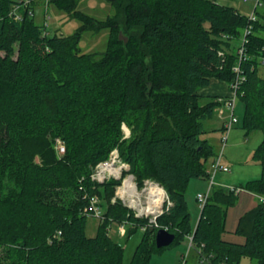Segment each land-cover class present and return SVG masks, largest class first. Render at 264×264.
Wrapping results in <instances>:
<instances>
[{
	"label": "trees",
	"instance_id": "trees-1",
	"mask_svg": "<svg viewBox=\"0 0 264 264\" xmlns=\"http://www.w3.org/2000/svg\"><path fill=\"white\" fill-rule=\"evenodd\" d=\"M39 1L0 0V264H124L125 249L109 234L113 223H130L131 234L146 227L130 264H151L166 249L156 245L160 229L176 236L173 244L193 236V248L212 264H264L263 203L239 218L245 242L235 243L224 233L239 194L213 183L196 225L186 198L192 180L211 179L221 153L202 136L222 97L202 91L218 80L230 95L239 65L243 129L262 133L253 155L262 175L236 188L264 196V0L255 22L219 0H107L116 13L106 20L79 11L78 0H50L82 22L68 37L36 23ZM103 29L106 52L81 53L83 34ZM116 149L140 188L153 181L166 190L158 226L114 202L125 176L92 179ZM94 196L103 218L90 238Z\"/></svg>",
	"mask_w": 264,
	"mask_h": 264
},
{
	"label": "rangeland",
	"instance_id": "rangeland-1",
	"mask_svg": "<svg viewBox=\"0 0 264 264\" xmlns=\"http://www.w3.org/2000/svg\"><path fill=\"white\" fill-rule=\"evenodd\" d=\"M16 1L22 2L24 0ZM253 1L254 0H250L249 3ZM221 3L230 5L227 2ZM78 10L98 20H106L109 17H113L116 13L112 4L107 0H78ZM35 13L36 23L43 26L46 34L49 36L58 35L68 37L76 33L82 26V22L71 17L66 11L58 9L54 4L50 3V0H40L35 6ZM109 36L110 31L108 29H103L99 32L86 31L80 42L81 53L96 54L100 57L101 54L105 53L107 50ZM259 74L264 78V65L260 67ZM206 101L207 100H203L201 103L205 104ZM218 113L219 111L216 109L213 118L205 121L207 132L202 136V139H208L210 141L216 155L221 152L223 145L221 139L223 137V132L217 128L221 122V118L219 117L220 114ZM243 113V104L239 99L237 102L236 115L241 121L236 124L230 132L231 137L229 135V141L225 148L223 160V163L229 166L231 171L228 173H217L214 181L216 186L220 183L221 186L227 188L240 187L251 180L259 179L262 175L261 165L253 158L255 150L262 141V133L253 132L248 136L245 134L242 122ZM234 135L235 137H233ZM209 164H211V162ZM129 170L126 172H129ZM126 172H123L122 176L125 177L122 179V184L118 186L116 190V195L118 197L120 189L124 187L125 181L129 178H131L132 184H137L139 191L142 192L146 188L145 185L140 188L135 176L128 173L126 174ZM211 181L212 178L208 180L196 179L192 180L190 183L186 198L194 225L198 222L201 214V205L196 200L197 193L200 190L201 193H206ZM198 188L200 190L196 191ZM259 203L260 200L256 194L243 189L240 191L239 199L236 204L228 209L226 232L224 233L225 240L235 243L245 242V237L236 233L239 218L246 212L255 208ZM100 222V218L98 217H88L86 224V233L88 237L93 238L97 235ZM122 225L124 229H122ZM131 228L132 225L130 223H113L109 230L111 237L125 249L124 264L131 263L136 248L143 237V229L131 234ZM184 256H187V264H204L202 262V257L197 250L192 247L191 241L188 238L167 247L160 253H156L152 258L151 264H180L181 261H184ZM240 264H257V262L249 258H243Z\"/></svg>",
	"mask_w": 264,
	"mask_h": 264
},
{
	"label": "built area",
	"instance_id": "built-area-1",
	"mask_svg": "<svg viewBox=\"0 0 264 264\" xmlns=\"http://www.w3.org/2000/svg\"><path fill=\"white\" fill-rule=\"evenodd\" d=\"M245 2H249L250 0H244ZM262 0H254V9L253 12L249 15L250 21L255 22L257 20L256 16V8L261 6ZM18 19L20 17H17ZM253 26L250 25L247 30L245 31V36L243 39V48L239 50L241 61L244 56V45L247 43V36H249L252 33ZM264 64V63H263ZM234 71L238 74V79L236 83H234L231 86V93L226 98H219L220 107L217 109L219 111L220 116H224L225 114H228V120H226L224 125V131H223V137H222V151L221 153L215 157L214 161L211 164V167L209 169V173L211 174L212 181L210 183V187L208 188V191L206 193H199L197 194V201L203 207L210 195L211 187L214 183V178L218 172H224L228 173L230 172V167L223 164V158H224V151L229 141V135L233 127L239 123V118L236 115V108H237V102L240 99L239 94V86L242 81L245 80L243 76H241V68L240 65L236 66L234 68ZM123 130L126 137H130V130L127 128L126 125H123ZM56 149L58 151V154L60 156H63L66 152V145L65 142L62 139L56 140ZM129 170V166L123 162L119 150H114L110 158L100 163L94 170L92 174V179L98 183H104L107 180L111 179H122L123 178V172H126ZM131 178L127 179L125 181V185L123 188L120 189L119 197L116 195L114 202L117 200H121L123 204L131 209L136 217H143V218H150V224H154L155 226H158L156 223V219L159 215H161L164 211L166 203L169 201V197L167 195L166 190L163 186L160 184L153 182V181H146L145 182V189L141 192L138 189V186L136 183H133L130 187H128L126 190H124L126 186V182L130 180ZM153 189H156L158 191L159 195H161V205L158 206V200L157 197L153 195ZM235 193L239 194L242 190L241 188H230ZM156 193V192H155ZM259 200L261 203L264 204V196L258 195ZM100 200L97 196H94L91 198L90 206L88 207L87 211L91 212L92 215L95 217H98L100 219L103 218V210L99 205ZM154 212H151V210H154ZM122 229H124V226L122 225ZM146 227H143V230H145ZM110 230V229H109ZM191 241V245L193 247V236H189L188 238ZM202 262L205 264H212L210 260L207 257H202ZM187 256H184V261H181L180 264H187Z\"/></svg>",
	"mask_w": 264,
	"mask_h": 264
},
{
	"label": "crops",
	"instance_id": "crops-1",
	"mask_svg": "<svg viewBox=\"0 0 264 264\" xmlns=\"http://www.w3.org/2000/svg\"><path fill=\"white\" fill-rule=\"evenodd\" d=\"M219 1L227 2L228 4H230V6L236 7L242 14H245V15H250L254 9L253 2L249 3V2H245L244 0H224V1L219 0ZM229 92H230V89H229L228 84L222 81L214 80L212 81L211 85L208 88L202 91V94L206 96V99H208L212 97H216V98L217 97H227L229 95ZM219 117L221 118V122L219 123L217 128H219V130L223 132V126L226 120H228V114H225L224 116L219 115ZM233 137H235V135ZM218 186H221L220 183L218 184ZM197 190H200V189L198 188L196 189V191ZM200 191H198V193H201Z\"/></svg>",
	"mask_w": 264,
	"mask_h": 264
},
{
	"label": "water",
	"instance_id": "water-1",
	"mask_svg": "<svg viewBox=\"0 0 264 264\" xmlns=\"http://www.w3.org/2000/svg\"><path fill=\"white\" fill-rule=\"evenodd\" d=\"M176 236L165 229H160L156 234V245L159 249L170 247Z\"/></svg>",
	"mask_w": 264,
	"mask_h": 264
},
{
	"label": "bare ground",
	"instance_id": "bare-ground-1",
	"mask_svg": "<svg viewBox=\"0 0 264 264\" xmlns=\"http://www.w3.org/2000/svg\"><path fill=\"white\" fill-rule=\"evenodd\" d=\"M133 178V177H132ZM135 179V178H134ZM133 180V179H132ZM131 184H132V181H131V179L130 180H128L127 182H126V186H125V188H124V190H126L128 187H130L131 186ZM153 195L155 196V197H157V200H158V203H157V205L158 206H160L161 205V195H159V193H158V191H156V189H153ZM156 192V193H155ZM155 211V209L154 210H151V212H154Z\"/></svg>",
	"mask_w": 264,
	"mask_h": 264
}]
</instances>
